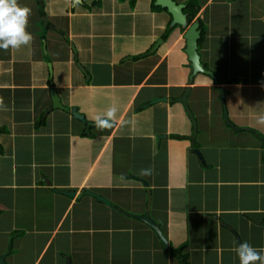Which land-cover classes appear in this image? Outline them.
Listing matches in <instances>:
<instances>
[{
  "label": "crops",
  "instance_id": "1",
  "mask_svg": "<svg viewBox=\"0 0 264 264\" xmlns=\"http://www.w3.org/2000/svg\"><path fill=\"white\" fill-rule=\"evenodd\" d=\"M95 1L60 5L57 19L58 0H43L44 18L37 0H18L31 10L33 42L0 49V255L10 250L8 264H181L168 250L185 243L187 264H239L241 243L264 250V129L255 125L264 111V0H197L198 52L218 84L203 74L188 83L185 28L171 25L163 38L172 18L152 0ZM50 86L88 121L115 103L117 123L87 132L70 110L52 107ZM187 86L194 139L183 105L171 101ZM86 190L110 205L77 198ZM148 190L168 250L134 217L145 216Z\"/></svg>",
  "mask_w": 264,
  "mask_h": 264
},
{
  "label": "water",
  "instance_id": "2",
  "mask_svg": "<svg viewBox=\"0 0 264 264\" xmlns=\"http://www.w3.org/2000/svg\"><path fill=\"white\" fill-rule=\"evenodd\" d=\"M154 5L166 9L168 14H170V16L172 18L171 25L180 26L181 28H185V32L183 34V38L185 41L184 53L187 56L189 66L191 68V72L188 76V83L191 84L196 75L203 74V75L209 76L210 78H213L214 81L218 84L219 81H218V78L215 75V73L213 71H211L210 69L206 68L205 65L203 64L202 60H201V55L198 52V50H199L198 41L201 38V30L199 28L200 25L197 21H194L188 25L186 15L183 13V9H184L185 5L177 4L174 0H154ZM160 42H162L161 39L156 44V46L153 48V50L157 47L158 44H160ZM71 48L74 52L75 49L73 48V46H71ZM76 65L82 73L86 74L85 70L81 67L80 64L77 63ZM48 67H49V72H51V65L48 64ZM217 90L221 94L222 102L224 104H226L225 103V97H226L225 90L222 87H217ZM189 92H190V87L187 86L184 88L182 95L178 99L171 100V101L172 102H178V103H181L183 105V107H184V109H185V111H186L187 115L189 116L191 123H192V136H191V138L194 139L195 135L197 133V125H196V120L193 116V113H192V111L189 108L188 103H187V97H188ZM49 96H50L51 105L53 108L63 109V110H68V111L70 110V112L72 113V115L74 117H76L80 121L86 123V131L87 132L89 131V127L94 125L93 121H88L85 118L84 114L80 113L75 106L68 108L63 103H61L60 97L57 94L56 89H54L52 86H50V88H49ZM166 101H167L166 98H157V99L151 101V103H159V102H166ZM225 115H226L227 122L231 126L239 129V127L236 126L232 122L231 119H229L228 114H227V110H225ZM193 150H194V153L197 154L199 156L200 160L204 163L205 159H204L201 151L199 149H193ZM142 181L144 184H146V182H144V180H142ZM52 191L55 193H58L60 195L66 196L68 198L75 197L74 191L59 190L56 188L52 189ZM148 193H149V190H148ZM83 196H89V197H92V198L96 199L97 201H99L103 204H106L108 206L110 205L109 200H107L106 198H104L103 196H101L100 194H97L95 192L86 190V191L78 194L77 198H81ZM149 210H150V193L148 196V204H147L145 216L144 217L134 216V217L142 220L147 226H149L154 231V233L157 235V237L159 238L162 247L165 250H168V240L164 236V234H163L162 230L160 229V227L158 226V224L151 217ZM131 216H133V215L131 214ZM9 252H10V250H8V252L5 253L4 255H0V264H8L6 262V256Z\"/></svg>",
  "mask_w": 264,
  "mask_h": 264
},
{
  "label": "clouds",
  "instance_id": "3",
  "mask_svg": "<svg viewBox=\"0 0 264 264\" xmlns=\"http://www.w3.org/2000/svg\"><path fill=\"white\" fill-rule=\"evenodd\" d=\"M66 3L69 7L75 8L82 2L81 0H66ZM30 15L31 10L22 6L18 0H0V49L18 52L22 48L31 46L33 35L27 30ZM0 109L6 110L2 101H0ZM118 111L116 104L112 103L105 111L96 114L92 118L95 127L100 130L113 128L117 123ZM135 122L133 116L126 123L134 126ZM255 125L264 129V111L258 113ZM142 172L149 174L147 169ZM234 251L239 257V264H264V250H258L247 242L241 243Z\"/></svg>",
  "mask_w": 264,
  "mask_h": 264
},
{
  "label": "trees",
  "instance_id": "4",
  "mask_svg": "<svg viewBox=\"0 0 264 264\" xmlns=\"http://www.w3.org/2000/svg\"><path fill=\"white\" fill-rule=\"evenodd\" d=\"M37 2L39 4L40 15H41L42 18H44L45 17V13L43 11L44 10L43 9L44 8V2H43V0H37ZM95 3L99 4L100 0H96ZM151 8H152V10H159V11L167 12L166 9L161 8L159 6H155L154 5V0H152ZM199 9H200V6H199V3H198L197 0H187L185 2V7L183 9V13L186 15V18H187V21H188L189 24L192 23L194 20H196L199 23V25H200L199 28L201 30V38L198 41V45L201 44V41H202V39L204 37V31H205V26L202 23L200 17H198ZM170 31H171V27H170V23H169L167 28H166V30H165V32H164V34H163V38H165L170 33ZM45 118H46L45 115H41L36 120V123H35L36 127H39L40 125L44 124ZM1 131H4V129L1 130ZM251 131H253L257 136H260V137L263 136L262 133L254 130V129H251ZM172 136L180 137V136H178L176 134H172ZM0 149H1V146H0ZM185 247H186V244L184 243V245L180 246L179 248L170 247L168 251H169L170 255L178 258L181 264H187V255H183Z\"/></svg>",
  "mask_w": 264,
  "mask_h": 264
},
{
  "label": "rangeland",
  "instance_id": "5",
  "mask_svg": "<svg viewBox=\"0 0 264 264\" xmlns=\"http://www.w3.org/2000/svg\"><path fill=\"white\" fill-rule=\"evenodd\" d=\"M59 1V3H52V5H51V7L54 9V11H55V13H56V15H57V19L59 18V14H58V10H59V12L60 13H63V12H65L64 10H63V7H60V5H63V4H65L66 3V0H58ZM58 9V10H57ZM66 13V12H65ZM64 13V14H65ZM62 16V15H61ZM117 31L118 30H116V29H114V31L112 32V35H118V33H117ZM257 66H260V64H256V67Z\"/></svg>",
  "mask_w": 264,
  "mask_h": 264
}]
</instances>
